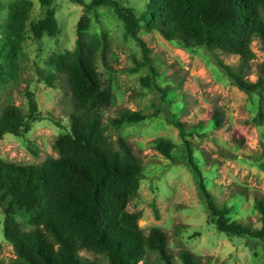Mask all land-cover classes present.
<instances>
[{
    "label": "trees",
    "instance_id": "trees-1",
    "mask_svg": "<svg viewBox=\"0 0 264 264\" xmlns=\"http://www.w3.org/2000/svg\"><path fill=\"white\" fill-rule=\"evenodd\" d=\"M49 6L46 16L33 24L38 39L56 37L59 23L54 7L56 0H42ZM82 5L74 49L53 52L47 58L50 69L39 72V79L49 86L60 85L70 96L69 129L60 134L55 145L58 157H49L42 164H21L0 156V208L4 213V233L16 253L15 264H99L98 259L82 255L86 251L102 256L108 264H152L157 254L164 264H176L169 251L167 233L159 226L149 233L139 225L140 212L128 209L145 178L144 165L133 147L124 138L117 145L110 141L101 110L114 98L112 82H105L98 68L99 60L108 65L109 34L91 31V15L99 6H110L124 22L125 33L136 40L143 52V61L134 68L146 66L143 79L163 94L165 102L178 105L169 110L167 119L176 126L185 140L186 163L197 179L209 221L228 236L247 238L264 245V197L256 196L255 212L259 225L240 221L237 217L242 194L219 203L209 189V178L195 155L188 136L195 131L222 127L224 115L215 110L208 122L201 121L188 131L179 117L182 104L176 91L157 82L164 78L151 56L152 49L141 32H159L166 40L191 49L207 47L240 57L238 70L220 61L233 82L247 93L264 92V63L256 81L244 73L256 58L252 48L255 37L264 46V0H148L145 11L138 15L134 8L119 0H71ZM33 0L9 3L7 23L0 42L4 46L0 62V80L13 77L18 60L24 54ZM27 113L14 104L6 105L0 115V139L6 134L23 136L32 124L43 119L36 93L27 90ZM174 107V106H173ZM178 112V113H177ZM149 115L125 112L114 118L116 125L139 122ZM257 123L264 121L261 102ZM156 149L173 158L176 144L160 137ZM23 215L32 224L26 230L18 220ZM3 246L0 243V264ZM182 264H203L190 250L180 253Z\"/></svg>",
    "mask_w": 264,
    "mask_h": 264
},
{
    "label": "rangeland",
    "instance_id": "rangeland-1",
    "mask_svg": "<svg viewBox=\"0 0 264 264\" xmlns=\"http://www.w3.org/2000/svg\"><path fill=\"white\" fill-rule=\"evenodd\" d=\"M12 1L0 0V37ZM33 1L24 54L18 60L13 77L0 80V115L8 104L27 113L26 93L30 90L36 93L43 119L34 122L32 129L23 136L9 133L0 139V156L12 162L40 165L49 157L59 156L55 142L69 129L71 103L59 81L51 87L39 79V72L50 69L47 58L53 52L74 49L84 7L71 0H56L59 34L38 39L32 26L46 16L49 6L42 0ZM119 1L142 15L148 0ZM91 18V31L105 30L110 41L108 65L102 60L98 62L102 79L112 82L115 94L112 103L101 110L107 135L115 145L119 138L127 140L144 165L145 178L128 205L130 211L141 213L139 225L146 233L154 226L167 233L169 251L176 264H182L180 253L185 249L192 251L203 264H264V245L247 238L230 237L209 221L197 179L186 163L185 140L167 119L168 111L176 110L178 105L175 103L173 107L154 86L145 85L143 79L149 73L148 67L134 70L143 61V52L136 40L126 35L122 19L110 6L97 7ZM141 34L148 41L154 64L164 77H158L157 82L163 87L170 86L177 93L176 100L182 104L179 117L188 131L201 121L208 122L215 110L223 113L222 127L195 131L188 139L218 202L221 204L242 194L244 202L239 205L237 217L258 226L259 215L253 207L256 196L264 197V121L257 123L254 118L258 117L261 102L264 108V92L247 93L240 89L221 67L220 61L238 70L239 56L207 47L191 49L166 40L157 31L143 30ZM252 48L256 58L244 75L256 81L264 63L260 38H254ZM3 50L0 42V62L4 60ZM127 111L149 116L139 122L114 124L113 119L121 118ZM160 137L175 142L173 158H167L156 149L154 140ZM18 220L26 230L33 227L23 215H18ZM0 243L5 264H15L16 253L5 237L1 208ZM82 255L98 259L99 264H108L102 256L96 257L86 251ZM150 262L164 264L155 253L151 254Z\"/></svg>",
    "mask_w": 264,
    "mask_h": 264
}]
</instances>
